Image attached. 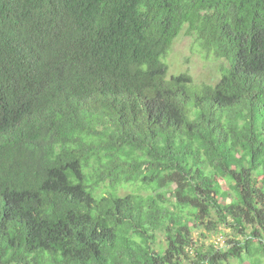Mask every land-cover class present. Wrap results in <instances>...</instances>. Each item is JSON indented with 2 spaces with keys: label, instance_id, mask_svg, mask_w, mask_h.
Instances as JSON below:
<instances>
[{
  "label": "trees",
  "instance_id": "trees-1",
  "mask_svg": "<svg viewBox=\"0 0 264 264\" xmlns=\"http://www.w3.org/2000/svg\"><path fill=\"white\" fill-rule=\"evenodd\" d=\"M184 29L215 83L168 73ZM234 260L264 261V0H0V264Z\"/></svg>",
  "mask_w": 264,
  "mask_h": 264
},
{
  "label": "rangeland",
  "instance_id": "rangeland-1",
  "mask_svg": "<svg viewBox=\"0 0 264 264\" xmlns=\"http://www.w3.org/2000/svg\"><path fill=\"white\" fill-rule=\"evenodd\" d=\"M165 62L168 66L170 75L181 73L188 74L191 76L194 83L196 82L199 85L202 82L215 83L221 73L218 61H214L211 58L206 59L203 52L199 50L194 36L188 34L185 29L175 38L166 56ZM222 188L225 189V186L223 185ZM121 193L122 191L120 194ZM230 231L232 230H225L228 236L231 234ZM219 237L218 235L210 234V240H208V242L217 243ZM219 248H226L225 243L222 245L220 244ZM232 263L237 264L235 260L232 261ZM262 264H264V261Z\"/></svg>",
  "mask_w": 264,
  "mask_h": 264
},
{
  "label": "clouds",
  "instance_id": "clouds-1",
  "mask_svg": "<svg viewBox=\"0 0 264 264\" xmlns=\"http://www.w3.org/2000/svg\"><path fill=\"white\" fill-rule=\"evenodd\" d=\"M174 42V41H173ZM33 55L27 54L26 52H16L11 55V59L14 60L15 58L18 59L19 61H22L24 63H27L28 61L31 60ZM224 62V61H223ZM166 63V62H165ZM169 71V70H168ZM169 73V72H168ZM188 75V74H187Z\"/></svg>",
  "mask_w": 264,
  "mask_h": 264
}]
</instances>
